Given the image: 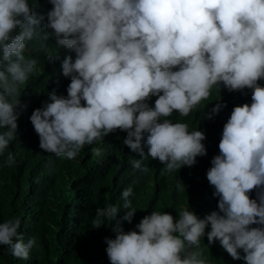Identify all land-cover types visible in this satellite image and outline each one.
Instances as JSON below:
<instances>
[{"label": "clouds", "instance_id": "9594fccd", "mask_svg": "<svg viewBox=\"0 0 264 264\" xmlns=\"http://www.w3.org/2000/svg\"><path fill=\"white\" fill-rule=\"evenodd\" d=\"M49 3L42 28L38 0H0V155L17 139L27 108L21 87L39 72L29 45L39 39L47 50L44 42L54 36L75 57L62 61L67 96L50 92L30 116L40 148L75 160L86 145L124 131L123 144L140 156L132 161L135 169L146 173L149 156L166 166L167 198L182 167L185 178L186 166H193L207 184L206 199L218 200V210L206 214L208 206L186 207L174 198L126 231L124 221L131 224L138 209L133 189H125L123 204L98 208L94 220L95 228L116 220L114 238H105L110 264H209L205 236L234 260L264 264V0ZM246 89L251 98L234 106ZM201 102L211 110L208 119L227 120L211 167L196 164L207 155L206 133L170 119L174 112L187 117ZM15 163L8 151L5 165ZM21 223L18 217L0 223V245L28 260L38 240L26 239Z\"/></svg>", "mask_w": 264, "mask_h": 264}, {"label": "trees", "instance_id": "16d2710c", "mask_svg": "<svg viewBox=\"0 0 264 264\" xmlns=\"http://www.w3.org/2000/svg\"><path fill=\"white\" fill-rule=\"evenodd\" d=\"M38 4L36 11L45 16L43 28L47 23V12L53 6L49 0H38ZM44 43L47 50L41 47L39 39L31 42L27 50L29 55L39 59V72L21 87L20 99L27 108L18 119L17 139L4 155H0V223L21 218L19 231L26 239L36 237L38 245L28 260L14 257L7 246L0 245V264H110L105 238H114L116 220H105L101 227L95 228L96 211L108 205L121 206V194L129 187L134 191L133 205L138 210L131 224L124 221L126 231L149 215L150 210H163L164 203L174 198L181 197L186 207L208 206L206 214L218 210V200L210 203L206 199L207 184L199 167L186 166L185 178L182 167L181 181L178 180V186H173L174 194L167 198L166 166L149 156L143 162L148 167L146 173L135 169L132 161L140 156L123 144L127 136L124 131L117 130L102 141L86 145L75 160L42 150L30 116L43 106L50 92L67 96L70 78L62 74V61L69 54L75 57L71 50L58 47L54 36L49 35ZM49 55L60 59L49 61ZM155 99L152 97L150 103L154 105ZM209 112L206 102H201L187 117L178 112L170 117L173 121L188 123L190 130L206 133L203 143L207 155L197 157L196 163L204 167H211L212 156L220 152L219 143L227 123L218 115L208 119L206 114ZM191 122H197L198 126L193 127ZM94 149H99L101 155L97 156ZM8 151L16 154V163L11 166L5 165ZM171 179L175 180V177L171 176ZM123 215L124 211H121L120 216ZM202 250L209 264H244L243 260H234L218 241L210 245L206 236Z\"/></svg>", "mask_w": 264, "mask_h": 264}, {"label": "bare ground", "instance_id": "6f19581e", "mask_svg": "<svg viewBox=\"0 0 264 264\" xmlns=\"http://www.w3.org/2000/svg\"><path fill=\"white\" fill-rule=\"evenodd\" d=\"M245 92V93H244ZM244 92H240L239 94H238V96L239 97H236V98H239V99H237L236 101L234 100V106H237V105H241L242 104V102H243V104H244V101L246 100V98L249 100V98H251V90H249L248 91V89H246V90H244ZM214 93H216V91L214 92ZM235 94V93H234ZM242 94H245V97L242 95ZM233 95V94H232ZM243 100V101H242ZM247 101V100H246ZM173 116V115H172ZM191 125L193 126V127H196V126H198V123L197 122H191ZM144 162V161H143ZM145 165V164H144ZM163 173V172H162ZM140 176V175H139Z\"/></svg>", "mask_w": 264, "mask_h": 264}]
</instances>
